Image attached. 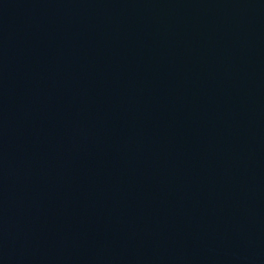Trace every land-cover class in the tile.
I'll return each instance as SVG.
<instances>
[{"label": "water", "instance_id": "1", "mask_svg": "<svg viewBox=\"0 0 264 264\" xmlns=\"http://www.w3.org/2000/svg\"><path fill=\"white\" fill-rule=\"evenodd\" d=\"M0 264H264V0H0Z\"/></svg>", "mask_w": 264, "mask_h": 264}]
</instances>
